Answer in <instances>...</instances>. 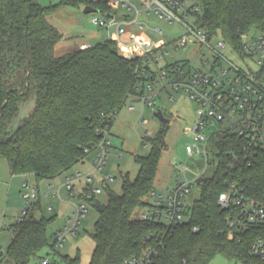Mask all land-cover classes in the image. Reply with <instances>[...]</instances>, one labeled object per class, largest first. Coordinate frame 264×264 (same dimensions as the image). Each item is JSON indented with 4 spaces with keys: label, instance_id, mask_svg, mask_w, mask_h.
I'll list each match as a JSON object with an SVG mask.
<instances>
[{
    "label": "trees",
    "instance_id": "trees-1",
    "mask_svg": "<svg viewBox=\"0 0 264 264\" xmlns=\"http://www.w3.org/2000/svg\"><path fill=\"white\" fill-rule=\"evenodd\" d=\"M195 1L202 8L200 26L236 51H242L243 35L264 32V0ZM116 2L61 0L43 7L38 0H0V158L8 161L12 176L42 182L68 174L108 141L129 98L143 95L147 82L139 73L145 67L143 59L121 56L113 39L62 57L55 53L63 35L50 22L52 15L66 7L92 6L109 18ZM32 101V112L22 117L23 106ZM167 127L162 124L154 137L145 138L151 153L135 157L138 175L123 178L120 195L109 190L106 205L96 203L94 193L89 198L99 215L91 234L95 248L90 264H125L131 259L211 264L218 256L264 264L250 256L258 234L230 240L228 213L218 203L220 195L236 185L248 203L264 206V144L251 145L247 136L232 130L212 135L216 170L212 177L197 180L200 196L188 207V222L171 227L134 218L138 209L153 208L146 199L155 192ZM38 202L27 206L12 226L8 257L14 264H32L49 246L48 221L35 215ZM62 260L81 264L79 256Z\"/></svg>",
    "mask_w": 264,
    "mask_h": 264
},
{
    "label": "rangeland",
    "instance_id": "rangeland-1",
    "mask_svg": "<svg viewBox=\"0 0 264 264\" xmlns=\"http://www.w3.org/2000/svg\"><path fill=\"white\" fill-rule=\"evenodd\" d=\"M146 0H132V9L120 5L118 0L111 7L115 19L121 24L127 34L119 40V54L129 58L133 50L136 55L140 54L141 49L135 46L127 49L124 46L128 43V38L133 35L135 39H143L151 46L155 44L166 45L165 50L168 55L161 56L157 62L144 65L155 75L145 83L146 89L142 96H132L126 105L119 112L116 121L108 136L110 142L106 163L102 169H98V151L88 154L84 162L74 167L70 172V177H75V188L72 192L66 188V175L60 176L52 181L37 182L34 177L29 178V187L24 188L25 180L13 178L9 163L6 159L0 158V264H14L9 259V247L13 239L12 226L22 217L27 208L25 195H30L32 190L38 193L37 200H29L32 204L39 203L35 210L38 218H45L48 221L47 237L49 246L44 248L39 258L32 261V264H42L43 260H49L51 263L57 261L58 264H64L63 258L66 256L81 258V264H90L95 243L91 237L94 233L95 224L99 218L98 212L93 208L89 201L96 190L99 193L94 194L96 203L106 205L108 203V191L111 190L117 194L122 193L123 178L129 176L131 180L135 179L139 172V166L136 163V156H148L151 153V143L145 141L146 137H154L161 129L162 123L154 116L158 110H161L164 116L171 120L167 127L166 149L164 150L159 170L155 181V192L158 195L167 196L169 191L176 187L179 178L196 182L201 177H212L216 170V164H208L206 157L196 155L190 157L186 153V147L194 144L192 130L196 127L199 116L200 106L190 99L189 95L181 90H174L165 87L170 82V75L163 79V74L167 72L169 65L182 64L189 62L193 69L207 68L213 65V53L208 47H200L193 43V38L188 40L192 43L185 48H176V43L183 36L187 35V30L179 23H168L161 20L155 13L150 15L144 12ZM43 7H49L58 4L61 0H38ZM191 5V2L187 3ZM83 6L80 10L76 8H62L50 17V22L60 31L63 39L56 47V55L62 57L66 54L83 49V44L97 45L110 38L111 33H115L116 27H104L96 20L101 22H110L102 14H84ZM137 12L140 16L137 18ZM130 20L137 18L138 24H129ZM194 25V19L187 21ZM146 28L141 30L140 24ZM162 31L160 33L159 31ZM254 35L257 31L251 32ZM113 39V38H111ZM142 41V40H141ZM222 41L218 36L212 45L216 46ZM124 45V46H123ZM85 49V48H84ZM228 59L237 64L241 61L227 48L222 50ZM204 61L208 64L205 66ZM249 68L257 70L258 67L254 60H246ZM224 63L223 66H226ZM245 67V65H244ZM149 85H153V92L148 93ZM142 90L143 85L140 84ZM145 89V88H144ZM152 96L156 105L149 107L145 100ZM35 102L32 101L22 108V117H27L33 110ZM219 126L207 130V134H213L218 131ZM215 158L211 156V160ZM186 169L185 174H181L179 168ZM91 178L92 183L87 182ZM65 185V187H64ZM200 196L199 189L194 186L190 197L187 199V205L190 207ZM156 199L150 196L146 199L154 205ZM84 207L87 213L84 216L76 218L78 209ZM151 209H138L134 218H141L143 213H150ZM79 222L75 233L71 232L74 224ZM65 236L62 245L56 243V236ZM211 264H244L243 262L230 261L222 256L216 257Z\"/></svg>",
    "mask_w": 264,
    "mask_h": 264
},
{
    "label": "built area",
    "instance_id": "built-area-1",
    "mask_svg": "<svg viewBox=\"0 0 264 264\" xmlns=\"http://www.w3.org/2000/svg\"><path fill=\"white\" fill-rule=\"evenodd\" d=\"M191 2V5L187 3ZM132 9V0H121L120 5ZM144 12L148 15L155 13L161 20L168 23H179L186 30L187 35L183 36L176 43V48H185L192 43L188 40L193 38V43L200 47H208L213 53V65L207 68L193 69L189 66V62L182 64L169 65L166 67L167 72L163 74V79L170 75V82L165 90L172 88L176 91L181 90L186 92L190 99L200 106L198 111L199 120L196 127L192 130L194 136V144L186 147V153L190 157L203 155L206 157L207 163L214 164L215 159L210 146L211 139L214 133L225 129L236 132L240 137L247 136L250 139V144L258 146L264 144V32L257 31L259 34H245L241 37L242 51H236L229 46L223 39L216 46L212 42L218 36H212L210 31L200 26L199 16L202 14L201 5L195 0H146ZM137 12V18L140 16ZM135 20L126 19L129 24H138ZM189 18L194 19V25H190L186 21ZM107 21L101 22L96 20V23L102 26L116 27L115 33H111L110 38H113L118 45L120 38L125 35L126 30L115 17L107 18ZM141 30L146 26L140 24ZM162 33V31H159ZM124 46V45H123ZM132 46L141 49L140 54L131 50L132 55L128 59L142 58L144 62H157L161 56L168 53L165 46H151L145 41H138L132 37L124 46L127 49ZM241 61L237 64L227 58L222 53V50L227 48ZM254 60L258 69L249 68L246 60ZM227 63L226 66H223ZM203 64L206 66L207 61ZM245 65V67H244ZM147 66L143 67L139 73L146 77L149 82L154 73L149 71ZM146 86H145V89ZM143 90V91H144ZM153 92V85H149L148 93ZM149 107L156 105L154 97L149 96L144 99ZM219 130L213 134H207L210 128ZM110 142L105 141L99 147L98 151V169L106 163ZM215 158V157H214ZM181 174H185L186 169L181 166L179 168ZM75 177L67 179L66 188L72 192L74 190ZM89 184L92 183L91 178H87ZM196 182L188 181L187 179L179 178L175 188L169 191L167 196L158 195L156 192L152 196L156 199V203L151 208L150 213H143L140 219L155 220L165 223L171 227H177L189 221L190 213L188 210L187 199L190 197L192 189ZM29 184L25 183L24 188H28ZM96 190L94 194L99 193ZM27 206L32 203L29 200H37L38 193L32 190L30 195H25ZM219 206L228 213V223L231 228L229 239L239 238L243 234L255 232L258 238L253 243L250 256L264 263V206H257L248 203L242 191L236 185H230L229 189L220 195ZM25 210L23 215L25 214ZM87 213L84 207L78 209L76 218L84 216ZM79 222L73 225L71 232L75 233ZM196 231V230H195ZM65 241V236H56V243L62 245ZM42 264H52L49 260H43ZM125 264H147L145 260L131 259Z\"/></svg>",
    "mask_w": 264,
    "mask_h": 264
},
{
    "label": "water",
    "instance_id": "water-1",
    "mask_svg": "<svg viewBox=\"0 0 264 264\" xmlns=\"http://www.w3.org/2000/svg\"><path fill=\"white\" fill-rule=\"evenodd\" d=\"M84 14L85 15H90V14H98V10L93 8L92 6H87L84 9ZM109 18H112V16H109ZM163 125H170L171 120L167 119L163 112L161 110H158L155 115H154Z\"/></svg>",
    "mask_w": 264,
    "mask_h": 264
},
{
    "label": "crops",
    "instance_id": "crops-1",
    "mask_svg": "<svg viewBox=\"0 0 264 264\" xmlns=\"http://www.w3.org/2000/svg\"><path fill=\"white\" fill-rule=\"evenodd\" d=\"M127 19H130L129 17H127ZM51 20V19H50ZM127 34V31H126V33H125V35ZM124 35V36H125ZM132 37H134L133 35H130V37L128 38V41L132 38ZM109 39H111V38H109ZM120 40H121V38H120ZM141 40H143V39H141ZM127 41V42H128ZM58 45V44H57ZM57 45H56V47H57ZM92 46H95V45H90V44H83V49L84 48H88V47H92ZM155 46L156 47H163V46H165L166 47V45H164V44H155ZM55 53H56V48H55ZM66 181H67V179L70 177V174L68 173V174H66ZM32 176H13V178H20V179H22V181L23 180H25V181H23V182H25V183H28V180H29V178H31ZM65 184H66V182H65ZM64 187H65V185H64ZM74 188H75V184H74Z\"/></svg>",
    "mask_w": 264,
    "mask_h": 264
}]
</instances>
